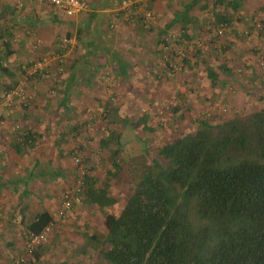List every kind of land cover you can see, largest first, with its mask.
Instances as JSON below:
<instances>
[{"label": "trees", "instance_id": "obj_1", "mask_svg": "<svg viewBox=\"0 0 264 264\" xmlns=\"http://www.w3.org/2000/svg\"><path fill=\"white\" fill-rule=\"evenodd\" d=\"M189 2L164 24L158 36L162 47L171 45L163 39L171 29H176L180 40L193 39L199 19L191 11L199 0ZM210 2L200 6L201 11L212 10L209 25L228 28L240 20L242 0ZM8 45L4 44L6 55L0 54V75L12 78L2 63L11 55ZM229 45L227 40L219 52L213 49L215 57L229 51ZM193 49V61L181 59L183 67L192 71L203 66L210 87L220 82L219 72L231 75L226 62L216 72L205 60L198 62L202 51ZM168 63L163 60V67ZM119 72L126 76L123 66ZM11 85L8 90L16 82ZM59 105L69 109L65 100ZM170 114L172 123L185 117L178 104ZM194 121L193 132L151 154L148 170L118 212L107 211L117 202L108 195L107 184L97 187L98 181L86 171L76 195L81 204L105 211V233L86 237L90 252L82 247L78 263L86 258L88 264H264V108L245 114L236 111L217 122ZM64 214L59 211L58 217ZM53 222L42 211L25 229L38 234ZM58 264H69V260Z\"/></svg>", "mask_w": 264, "mask_h": 264}, {"label": "crops", "instance_id": "obj_2", "mask_svg": "<svg viewBox=\"0 0 264 264\" xmlns=\"http://www.w3.org/2000/svg\"><path fill=\"white\" fill-rule=\"evenodd\" d=\"M83 1L88 3L89 11L66 18L55 15L46 1L0 0V54L6 55L7 49L4 48V44H9L8 50L11 52V55L4 59L6 62H9L10 58L20 62V55L27 49L26 42L21 39L23 34H39L40 50L49 49L52 54H60L55 50L59 39L58 34H69V38L74 42L72 49H83L82 53H84L80 61L67 57L68 67L73 70V73L57 84L58 93L50 102L39 94L37 97L40 100L38 98L36 100L42 105H38V109L27 111L16 107L14 110L1 113L0 264H6L23 254L22 230L42 211L48 212L54 221L53 227H55L51 232L50 243L55 244L54 241L60 237L65 241L64 247L67 246L66 241L72 240L71 234L85 246L86 237L95 228L91 226L90 220L89 223L83 218L87 213L81 210L82 206L90 210V215H105V211L78 202L80 204L76 206L72 204L73 209L66 214L65 218L62 220L55 218L62 203L60 202L62 195L74 180L75 171L69 159L68 137L71 133H78L81 127L80 122L92 118L100 120H96L93 133L82 140L81 150L90 155L97 148L101 162L93 164L90 160L93 165H90L92 169L89 175L98 181L97 187L103 183L107 184L108 195L117 201L112 207L119 204L122 189L129 186L132 192L150 166L146 156L147 143L141 136L143 133L150 135L154 131V128L149 126V114L130 108L124 110L121 105L108 106L105 103L102 104L104 116L101 118L99 109L95 111L96 108H94L96 102L97 105L99 104L97 99L101 98L98 97L101 89L89 78L92 71L104 69L106 65L102 64L101 60L98 63L92 62L91 55L96 56L101 49L107 56L108 52L115 51L121 46L120 42L124 43L130 38L128 29L123 25L125 10L121 9L120 3L115 0ZM133 1L144 4L146 0ZM162 1H167L169 8L165 24L172 20L176 12H182L185 5L190 3L179 2L171 5L169 1L176 0H156L152 4L145 2L144 6L154 9ZM131 35V39L135 40L136 37L138 39L137 32ZM13 39L16 42H13ZM15 45L19 47L17 50ZM111 47L112 50H110ZM132 47L134 49L136 44H132ZM139 48H136L138 52H140ZM72 49L68 50L67 54L71 53ZM141 59L144 63L147 60L149 65V59H145V56ZM132 63L129 59L116 58L111 69L117 70L122 77H129L134 67ZM122 66L126 76L119 72ZM7 69L14 76L8 78L0 75V77L7 79L10 86L18 75L17 71L21 69L13 63H10ZM88 71L89 73L84 76V73ZM78 72H81L80 77ZM37 82L34 80L35 84ZM124 94L131 95L130 99L135 100L130 92L123 93L120 97ZM64 100L68 110L59 105ZM101 123L105 127L103 131H100L98 127ZM15 125L19 126L17 132L14 130ZM140 139L145 143L138 148ZM101 142L105 145L102 150ZM112 207L107 211L112 212ZM72 214L78 219L77 224L70 223ZM71 228L74 229L71 230ZM50 250L46 251L43 246L36 248V256L33 255L29 264L45 261L47 255L52 254ZM51 264H57V262L54 260Z\"/></svg>", "mask_w": 264, "mask_h": 264}, {"label": "rangeland", "instance_id": "obj_3", "mask_svg": "<svg viewBox=\"0 0 264 264\" xmlns=\"http://www.w3.org/2000/svg\"><path fill=\"white\" fill-rule=\"evenodd\" d=\"M115 1H118L121 5L120 7H122L121 9L125 10L126 15H124L125 21L123 20V25L128 29L130 38L125 40L124 43L120 42L121 46L116 48L117 50L115 51L108 52L107 56L104 55L101 49L98 50L99 52L96 56H90L92 62L98 63L101 60L102 64H106L104 69L92 71L89 77L101 89V94L98 96L101 98L97 99L99 104L97 105L96 102L94 108H96L95 111L99 109L98 112L101 118L104 116L102 104L105 103L108 106L110 104L112 106L118 104L123 106L124 110L130 108L134 111H143L149 114V126L154 128V131L150 135L147 133L141 134L147 143L145 147L147 162L149 164L151 154L158 147H161L164 143L173 142L180 135L193 132L196 127L195 119L205 118L217 122L220 119L229 118L236 111H241L245 114L264 108V0H242L240 20L234 21L228 28L224 24L217 27L209 25V22L212 20V10L204 12L201 11L200 6L205 4L206 1L211 2L210 0H202L191 11V15L199 19V24L195 27L193 33H191L193 34V39H189V41L180 40L176 29H171L167 34L163 35L166 37L163 38L165 42L171 44H167L169 48L162 47L159 44L160 40L158 37L167 20L169 11L167 1H162L158 3L157 8L153 9L151 7L147 11L144 6L146 1L140 7H137L136 10H134L136 2L133 0H128L129 2L126 6L122 4L123 0ZM189 1L176 0L175 2L173 1L174 3L170 1L169 3L174 5L175 3L181 2L183 4ZM175 6L178 7V5ZM234 18L236 17L233 15L232 19L234 20ZM204 24L205 26L203 27ZM211 26L213 27L212 29ZM130 32L131 34L137 32L138 39H136L137 37L135 40L131 39L132 35ZM218 34L219 37H216ZM16 35L20 36L22 34ZM58 36L59 39L55 46L57 49L55 50L60 54H52L49 52V49L40 50L39 34H23V38L21 39L26 42L25 46L27 49L20 55V62L13 58H10L9 62L3 60L4 67L8 68L10 63H13L15 66H20L21 70L17 71L18 75L14 79L16 85L9 90L7 89L9 86L7 79L0 77V120L2 118V111L14 110L16 107L27 111L38 109V105H42V103H37L36 100L39 94H42L44 96L43 99L50 102L58 93L57 84L64 77L73 73V70L68 67L67 57L70 56L68 58L80 61L84 57V53H82L83 49H79L77 46L76 48L78 49H72L74 42L66 34L61 33ZM227 40L230 41L229 51L223 54V56L216 55L215 57L212 50H218L217 52H219L220 47ZM13 42H16V40L13 39ZM132 44H136V47H134L135 51H133ZM196 47L202 51L198 62L200 59L205 60L207 66L213 67L216 72H218L216 70L217 67L226 62L227 66H231V75L223 71L219 72L220 82L216 87L212 88L206 79L203 66L200 65L192 71L184 69L181 59H191L193 48ZM17 48L19 47L15 45L16 50ZM136 48H139L140 52ZM70 49L74 52H68L69 54H67V51ZM110 50H112V47ZM143 56H145V59H149V65L147 60L144 59L145 63L142 61L141 57ZM116 58L132 60L134 67L130 71L129 77H122L118 74L117 70L111 69ZM163 60L169 62L168 67H163ZM38 63L42 64L43 69L29 75L32 66ZM87 73L89 71L84 73V76ZM79 75H81V72H78ZM34 80L38 81L37 84L34 83ZM14 90H16V95H13L9 99L10 101L6 103L5 96L10 92L13 93ZM127 92L132 93L135 100L130 99L131 95L126 96L124 94L120 97V95ZM177 104L181 106L185 117L172 123L170 109ZM96 120L100 121L99 119ZM96 120L92 118L80 122L81 127L78 129V133L69 134V159L74 168L75 176L71 185L62 195L60 201L62 203L64 197L71 194L77 188L78 177L75 159L79 158L80 163L88 174H90L92 169L90 166L92 164L91 161H93V164L101 162L97 148L93 147L95 149L90 155L81 150L82 140L93 133V129H95L94 124L97 123ZM101 124H98V127L100 131H103L105 127L103 123ZM18 127V125L14 126L16 132ZM145 142L140 139L137 147L141 148ZM130 193L129 186L122 189V197L119 199V204L112 207L111 211L118 212ZM62 203L59 211H62ZM72 204L76 206V204L80 203L72 199L71 206ZM71 206L68 210L64 211L65 214L61 217H58V211L55 218H58V220L65 218L66 214L73 209V206ZM85 208L84 206L81 207V210L87 213L83 218L87 221L90 220L92 222L91 226L95 227L89 234L93 233L97 235L105 233L103 227L104 214L90 215V210ZM70 218V223L78 220L73 214L70 215ZM54 227L52 226L49 232L48 243L43 246L46 251L51 249L52 257L47 255L45 261L38 262L37 264H51L54 260L58 264L61 260L65 259L69 260V264H80L78 263V259L82 247L90 252L87 244L83 246V243L81 244L82 241L75 239L73 234H71L72 240L66 241V247H64L65 241L61 240L60 237H57L54 241L55 244L50 243L51 232ZM73 229L71 228V230ZM31 260L32 256L28 257L26 264H29ZM81 264H88L87 259H83Z\"/></svg>", "mask_w": 264, "mask_h": 264}, {"label": "built area", "instance_id": "obj_4", "mask_svg": "<svg viewBox=\"0 0 264 264\" xmlns=\"http://www.w3.org/2000/svg\"><path fill=\"white\" fill-rule=\"evenodd\" d=\"M40 1H46L50 7L52 8L55 15L58 17H66L71 18L78 15H81L82 13H86L89 11V5L87 2L83 0H40ZM129 1L123 0L122 4L127 5ZM42 64H34L31 68V71H29V75L35 74L38 71H41ZM16 90L10 93H8L5 96L6 103L9 102L10 98L13 97V95H16ZM12 93V94H11ZM76 168H77V188L71 192V194H68L64 197L63 203H62V211H66L70 208L72 199L73 201L79 202V198L76 195V192L80 190L82 187V182L84 180V176L86 175V169L82 166L80 163L79 158L75 159ZM61 215V214H60ZM51 226H47L44 228V230L38 234H34L30 232L27 229L22 230L23 239H24V252L21 256L16 257L12 261L6 263V264H26V260L28 257L33 255V252L38 246H43L48 243V235L51 230Z\"/></svg>", "mask_w": 264, "mask_h": 264}]
</instances>
